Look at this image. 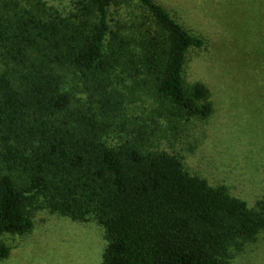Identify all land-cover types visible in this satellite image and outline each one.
<instances>
[{
    "label": "trees",
    "instance_id": "trees-1",
    "mask_svg": "<svg viewBox=\"0 0 264 264\" xmlns=\"http://www.w3.org/2000/svg\"><path fill=\"white\" fill-rule=\"evenodd\" d=\"M110 1L82 0L72 16L49 20L24 8L0 11V235L31 228L24 206L32 194L102 228L101 264H230L264 232V198L248 207L188 175L179 155L155 148L150 135L113 141L115 130L70 111L62 72L105 70ZM137 1L167 34L157 92L180 116L207 118L206 88L187 89L182 77L187 51L202 39L153 0ZM9 252L0 243V260Z\"/></svg>",
    "mask_w": 264,
    "mask_h": 264
},
{
    "label": "rangeland",
    "instance_id": "rangeland-1",
    "mask_svg": "<svg viewBox=\"0 0 264 264\" xmlns=\"http://www.w3.org/2000/svg\"><path fill=\"white\" fill-rule=\"evenodd\" d=\"M79 1L0 0V11L66 18ZM153 1L202 39L200 48L187 51L182 77L187 89L206 88L211 114L186 119L157 92L167 34L137 0H111L107 7L104 71L84 78L63 70L70 111L115 130L108 132L113 141L150 135L155 148L179 155L188 175L252 207L264 198V0ZM24 207L32 226L0 235L10 247L0 264H101L106 241L96 222L55 213L38 195L30 194ZM230 264H264V232Z\"/></svg>",
    "mask_w": 264,
    "mask_h": 264
}]
</instances>
